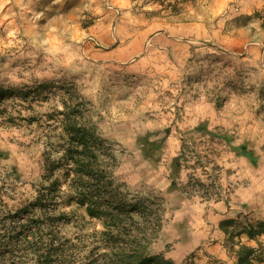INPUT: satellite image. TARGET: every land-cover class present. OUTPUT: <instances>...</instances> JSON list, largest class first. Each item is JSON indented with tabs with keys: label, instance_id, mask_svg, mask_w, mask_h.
Listing matches in <instances>:
<instances>
[{
	"label": "rangeland",
	"instance_id": "obj_1",
	"mask_svg": "<svg viewBox=\"0 0 264 264\" xmlns=\"http://www.w3.org/2000/svg\"><path fill=\"white\" fill-rule=\"evenodd\" d=\"M39 84L43 94L73 85L88 101L99 135L123 150L114 177L129 192L133 181L141 188L153 176L169 182L156 189L161 218L152 253H161L166 240V250L183 257L180 264H237L248 246L253 263L264 264V234L250 237L244 228L264 220V0L6 3L0 186L11 208L34 200L46 184L47 113L61 105L55 94L25 105L20 91ZM147 187L155 196L154 186ZM248 197L257 203L241 202ZM195 198L205 205L202 215L192 207ZM221 201L226 211L212 206ZM20 221L26 225L13 237L19 244L38 234L73 241L92 229L80 231L64 217L46 225L47 217L28 222L24 214Z\"/></svg>",
	"mask_w": 264,
	"mask_h": 264
},
{
	"label": "trees",
	"instance_id": "obj_2",
	"mask_svg": "<svg viewBox=\"0 0 264 264\" xmlns=\"http://www.w3.org/2000/svg\"><path fill=\"white\" fill-rule=\"evenodd\" d=\"M43 88L45 85L39 84L34 90L20 91V100L28 106L33 100L44 101L55 94L61 105L47 113V120L52 122L45 135L46 184L34 200L16 208L5 201L0 186V264H175L173 260L162 261V253L149 250L160 226V198L133 194L125 183L116 181L117 156L123 150L99 135L88 117V101L70 84L46 94ZM4 93L0 91V101L5 99ZM8 117L14 119L11 114ZM28 120L34 121V117ZM64 203L73 205L72 209L58 210ZM24 214L28 222H39L43 216L48 225L64 217L65 223L80 231L87 226L92 229L73 241L56 243L53 236L46 241L38 234L19 244L13 237L26 225L20 221ZM244 228L250 237L262 235L264 220ZM151 233L155 236L148 243ZM242 248L245 255L241 254L237 264H255L253 247Z\"/></svg>",
	"mask_w": 264,
	"mask_h": 264
},
{
	"label": "clouds",
	"instance_id": "obj_3",
	"mask_svg": "<svg viewBox=\"0 0 264 264\" xmlns=\"http://www.w3.org/2000/svg\"><path fill=\"white\" fill-rule=\"evenodd\" d=\"M10 0H0V9H2L4 7V5L6 3H9ZM16 2L19 4L21 3V0H16ZM59 0H53V3H58ZM40 15L42 14H39L36 16V19H39L40 18ZM11 35V33H10ZM44 43H47V41H44ZM25 76H27V74H25ZM10 79L16 83H20V78L17 77L16 75H11ZM202 118V117H201ZM193 124H195V121H192ZM148 127H151V125H148ZM12 135H15L16 133L13 132L11 133ZM0 135H4L3 133V130H0ZM178 147V145H177ZM177 153H173V155H176ZM167 171L166 168H161L160 169V172H165ZM198 176H200L201 179H204V177L200 174L199 170H197V173H196ZM157 175H159V173H157ZM181 176L182 178L186 177V172H182L181 173ZM168 183L169 182H166L164 179H161L160 181H157L156 179V176H153L151 179H148L146 181V187L145 188H141L139 186V184L135 181L131 182L130 185H129V188L130 190L132 191L133 194H136L137 192H139L140 196L142 197H149V190H148V187L147 186H154L152 188V191L154 193L155 196H159L160 195V192L156 191V189H159V190H163L164 188H166L168 186ZM222 183H223V180H222ZM226 186V185H225ZM259 191V189H257ZM151 199V197H149ZM196 199V203L192 205V207L195 209V212L197 214H203V209L205 207L204 204H201L199 202V199L198 198H195ZM258 199V198H257ZM242 203H251V204H256L257 203V200H252L251 197H248L247 199H242L241 200ZM212 203V206L215 207V208H218L220 209L221 211H226V209L224 208V205H223V201H221L220 203H214V202H211ZM259 206L261 208L262 211H264V201H260L259 202ZM165 207H167V205H165ZM233 207L236 208V204L233 203ZM165 215H168L170 216L171 213H166ZM181 215V213H176V216L179 217ZM199 223L203 224V220H200L198 221ZM205 228H210L211 225H204ZM155 236V233H151L148 237H147V241L148 243L151 242V239L152 237ZM165 243H167L166 240H162L161 243H160V247L158 248V251L162 253V261L164 262H167L169 260H174L176 262V264H180V261L183 259V257H180V258H177L174 253L172 251H168L166 250L165 248ZM194 243H199L198 240L194 241Z\"/></svg>",
	"mask_w": 264,
	"mask_h": 264
}]
</instances>
